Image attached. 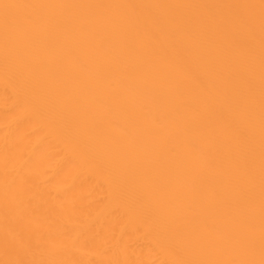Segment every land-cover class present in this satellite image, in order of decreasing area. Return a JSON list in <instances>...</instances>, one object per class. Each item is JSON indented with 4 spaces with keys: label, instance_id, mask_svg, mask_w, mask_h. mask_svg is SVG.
Instances as JSON below:
<instances>
[{
    "label": "bare ground",
    "instance_id": "obj_1",
    "mask_svg": "<svg viewBox=\"0 0 264 264\" xmlns=\"http://www.w3.org/2000/svg\"><path fill=\"white\" fill-rule=\"evenodd\" d=\"M0 264H264V0H0Z\"/></svg>",
    "mask_w": 264,
    "mask_h": 264
}]
</instances>
